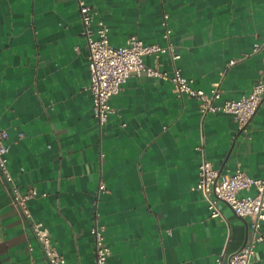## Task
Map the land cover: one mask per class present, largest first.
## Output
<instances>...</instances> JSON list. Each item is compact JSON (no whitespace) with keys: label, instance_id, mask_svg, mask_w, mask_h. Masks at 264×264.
<instances>
[{"label":"crops","instance_id":"crops-1","mask_svg":"<svg viewBox=\"0 0 264 264\" xmlns=\"http://www.w3.org/2000/svg\"><path fill=\"white\" fill-rule=\"evenodd\" d=\"M120 45L132 35L181 54L145 61L223 98L249 94L264 74V0H84ZM172 31L164 37V14ZM78 0H0V129L9 166L33 216L50 230L66 264H93L96 219L105 226L106 264H230L249 218L192 187L210 159L264 176V98L242 129L229 113L202 116L199 100L178 97L170 80L132 75L111 99L102 128L93 113L89 48ZM236 60L230 64L231 61ZM106 190H99L100 182ZM264 229V222H263ZM3 264H49L0 176ZM252 264H264L261 242Z\"/></svg>","mask_w":264,"mask_h":264},{"label":"built area","instance_id":"built-area-1","mask_svg":"<svg viewBox=\"0 0 264 264\" xmlns=\"http://www.w3.org/2000/svg\"><path fill=\"white\" fill-rule=\"evenodd\" d=\"M78 1L83 24L82 34L86 36L89 48L91 77L88 88L93 94V113L101 128L106 125L113 112L111 97L121 90L123 83L132 75L146 74L170 80L178 97L190 96L199 100L202 116L216 112L229 113L242 129L257 111L264 98V74L255 82L251 92L240 98H223L220 82H215L207 93L204 89L193 86V79L185 76L180 66L177 65L173 74H169L159 66L145 61L146 55L160 53H170L174 60L179 59L181 54L170 42L167 45L145 43L132 35L123 44H113L107 22L97 18V10L90 4L84 0ZM168 16V13L164 14L165 38H169L172 31L168 25ZM263 47L264 39L254 44L253 51L257 52ZM7 138V131L0 129V176L3 186L11 195L13 206L29 222L48 263L66 264V257L59 251L49 228L33 216L29 206V199L37 195L38 190L32 187L24 191L10 169V146L6 142ZM192 188L200 191L207 200L211 217L223 214L219 204L223 201L237 215L249 218L248 238L245 244L230 256L229 263L252 264L258 245L264 242V176L250 175L241 167L232 173H223L210 159L203 158L199 165L197 184ZM106 189V183L100 182L99 190ZM91 233L94 237L93 264H106L111 255V247L106 241L105 226L96 219ZM217 264H220V258L217 259Z\"/></svg>","mask_w":264,"mask_h":264},{"label":"water","instance_id":"water-1","mask_svg":"<svg viewBox=\"0 0 264 264\" xmlns=\"http://www.w3.org/2000/svg\"><path fill=\"white\" fill-rule=\"evenodd\" d=\"M0 264H3V261H2L1 255H0Z\"/></svg>","mask_w":264,"mask_h":264}]
</instances>
